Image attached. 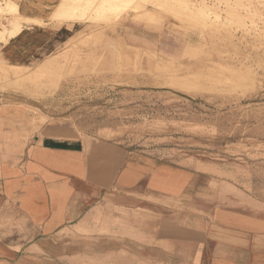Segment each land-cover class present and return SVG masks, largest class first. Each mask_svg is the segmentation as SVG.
Segmentation results:
<instances>
[{
	"label": "rangeland",
	"instance_id": "rangeland-1",
	"mask_svg": "<svg viewBox=\"0 0 264 264\" xmlns=\"http://www.w3.org/2000/svg\"><path fill=\"white\" fill-rule=\"evenodd\" d=\"M10 1L16 11L0 12V123L9 114L23 119L7 131L27 139L63 120L82 136L201 164L264 199V0L242 2L250 16L236 0L239 6L188 0L205 1L220 15L210 17L208 30L164 0H138V13L87 12L79 25L58 15L61 6L43 22L22 17ZM226 3L238 8L242 22L229 21ZM20 23L49 36L29 51L9 47L24 30L12 38L8 32Z\"/></svg>",
	"mask_w": 264,
	"mask_h": 264
},
{
	"label": "crops",
	"instance_id": "crops-1",
	"mask_svg": "<svg viewBox=\"0 0 264 264\" xmlns=\"http://www.w3.org/2000/svg\"><path fill=\"white\" fill-rule=\"evenodd\" d=\"M13 1L45 22L63 0ZM18 29L9 47L49 36ZM22 119L0 123V264H264L262 193L63 120L27 139L5 129Z\"/></svg>",
	"mask_w": 264,
	"mask_h": 264
},
{
	"label": "bare ground",
	"instance_id": "bare-ground-1",
	"mask_svg": "<svg viewBox=\"0 0 264 264\" xmlns=\"http://www.w3.org/2000/svg\"><path fill=\"white\" fill-rule=\"evenodd\" d=\"M158 2V1H157ZM161 2V1H160ZM222 2V1H221ZM220 2V3H221ZM236 2H241L240 7H242V9H244L247 14L250 16L252 13L249 14L250 9L245 7L243 5L242 2H244V0H236ZM234 3L233 0V4L234 6H239L238 3ZM162 3V2H161ZM160 3V4H161ZM193 3V2H192ZM190 1L188 0H164L163 5L166 6L168 9L172 10L173 12L176 13V15H183L185 17H187L191 22L193 23H197L198 25H200L199 27H202L203 29H207L208 27H211L213 25L212 24V19L210 18L213 14L215 17V20L218 21L220 18V15L216 12H214V7H209L207 5V3H205V1H202L200 4L198 5H194L192 4ZM216 3V2H215ZM225 3V2H224ZM228 3V2H227ZM224 4L227 6L226 11L227 14L229 16V21L231 19V17L237 18L238 20L241 21L242 19V15L240 13V11L238 10V8L234 7L233 5H228V4ZM245 3V2H244ZM197 4V3H196ZM217 4V3H216ZM214 5V4H213ZM250 5V4H249ZM143 6V5H142ZM141 6V4L139 3L138 0H63L60 10L57 12L58 15L61 18L66 19V21L75 24V25H79V23H81V21L83 20L84 22V16L86 15L87 12H91V13H98V14H105V15H110L113 13H121L123 11H132V12H136L138 13V11L142 10L143 7ZM216 6V5H215ZM261 8V7H260ZM17 7L13 6V3H7L6 6H2L0 3V12L2 13L4 11H16ZM228 9V10H227ZM223 10V9H222ZM249 10V11H247ZM90 13V14H91ZM223 13V12H222ZM262 13V12H261ZM7 14V12L5 13ZM115 14V16H116ZM145 14V13H144ZM246 14V13H245ZM244 14V15H245ZM11 14H9L10 16ZM122 15V14H121ZM141 15V14H140ZM260 15V14H259ZM88 16V15H87ZM86 16V18H87ZM119 16V14H118ZM124 16V15H123ZM138 17V14L136 15ZM227 16V15H226ZM90 15H89V19H90ZM100 17V16H99ZM114 17V16H113ZM140 18V17H139ZM258 18V16H257ZM88 19V18H87ZM88 19V20H89ZM93 19V18H92ZM92 19H90L92 21ZM154 19V18H153ZM247 19V18H246ZM250 19V18H249ZM248 19V20H249ZM107 20V19H106ZM114 20V19H113ZM180 20V19H179ZM235 20V19H234ZM244 20V19H243ZM228 21V20H227ZM228 21V22H229ZM89 22V21H87ZM116 22V21H115ZM187 22V21H186ZM238 22V21H237ZM236 22V23H237ZM242 22V21H241ZM245 22V21H243ZM254 22V21H253ZM110 23V21L108 22ZM112 23V22H111ZM115 24V23H114ZM113 24V25H114ZM191 24V23H189ZM214 24V23H213ZM218 24V23H217ZM225 24V23H224ZM223 24V25H224ZM250 24V23H249ZM112 25V24H110ZM109 25V26H110ZM221 25V26H223ZM233 25V24H232ZM243 25V24H242ZM247 25V24H246ZM108 26V25H107ZM108 26V27H109ZM194 26V25H193ZM228 26V25H227ZM198 27V26H197ZM198 27V28H199ZM218 27V25H217ZM225 27V26H223ZM229 27V26H228ZM208 30V29H207ZM216 30V29H215ZM234 31V30H233ZM217 32V31H216ZM23 33V31H20L18 34L21 35ZM0 34H2L0 32ZM18 35V36H19ZM17 66V65H14Z\"/></svg>",
	"mask_w": 264,
	"mask_h": 264
}]
</instances>
